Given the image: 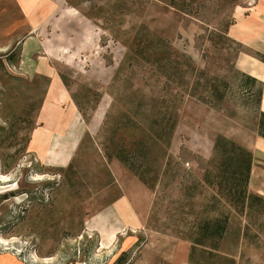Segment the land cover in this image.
<instances>
[{
    "label": "rangeland",
    "instance_id": "rangeland-1",
    "mask_svg": "<svg viewBox=\"0 0 264 264\" xmlns=\"http://www.w3.org/2000/svg\"><path fill=\"white\" fill-rule=\"evenodd\" d=\"M258 1L69 0L89 23L81 31L91 34L89 42L53 40V61L34 55L39 49L28 35L0 49V254L25 264H105L124 238L136 237L131 264L152 255H158L153 264H190L191 244L181 238L214 194L202 179L215 138L251 146L257 140L264 96L257 105L259 85L245 93L242 72L248 54H260L231 30ZM56 21L53 39L79 33ZM156 38L181 61L225 80L224 104L214 109L187 94L174 102L198 77L169 81L162 67L131 49L141 44L150 56L161 50ZM63 46H69L64 56ZM47 60L53 81H61L53 82L52 104H46L51 80L47 85L37 72ZM62 91L66 103L57 101ZM165 107H175L171 136ZM139 149L148 156L144 167ZM120 152L130 167L115 158ZM144 172L148 186L138 176ZM122 200L141 220L136 230L121 227ZM239 222L244 218L232 219L222 248H238L240 264H264V233L237 247ZM111 243L112 253L105 250Z\"/></svg>",
    "mask_w": 264,
    "mask_h": 264
},
{
    "label": "trees",
    "instance_id": "trees-1",
    "mask_svg": "<svg viewBox=\"0 0 264 264\" xmlns=\"http://www.w3.org/2000/svg\"><path fill=\"white\" fill-rule=\"evenodd\" d=\"M156 39L161 50L155 51V49V52L152 55L150 54V56H148L149 52L145 54L141 52V44H137L136 48L131 49L136 53V56L146 57V62L162 67L165 77L169 81H183L188 73L190 75L195 73L198 77L196 84L192 88L186 86L173 95L174 102H181V99L187 94L214 109L224 104L227 100L228 89V84L225 80L217 76H209L206 71L197 70L189 63L181 61L180 56L172 47H169L164 40ZM127 58L130 59L131 57L128 56ZM11 60L12 55L7 56L8 63H11ZM261 61L264 62V59H261ZM183 66H186V68H183ZM242 78L249 85L245 93L252 91L251 87L254 85L260 86L259 93L256 96L257 105H260L263 94L262 82L244 73H242ZM39 79L46 81L47 85L50 84V79L45 76L39 77ZM41 102H44V97ZM173 104L176 105L175 103ZM32 106L33 104L30 107ZM174 111L175 107H165L164 115L172 120ZM259 117L257 133L264 138V113L260 112ZM175 127L176 120L174 119L170 125V136ZM144 151V149H139V152L136 151L141 156L140 161H142L143 167L148 160V156H145L146 152L142 154ZM121 153L115 158L130 167V162H126L120 157ZM253 162V154L242 145L223 135H218L215 138L212 156L202 179V186L211 189L214 194L204 205V211L195 226L185 232L181 238L191 244L188 257L190 264H240L236 260L238 256L237 247L242 242L253 239V237L256 238L257 235L260 236L264 233V197L249 191ZM146 170L152 172V167L147 165ZM138 176L148 186V182L144 178L145 172L143 174L139 173ZM215 213L217 215L212 216ZM203 214L206 216H203ZM242 218H244L245 224L243 225L239 222L240 225L236 227L237 249L228 252L222 248V245L231 230L232 219L240 220ZM252 232L256 234L252 236ZM120 260L121 258L118 261Z\"/></svg>",
    "mask_w": 264,
    "mask_h": 264
},
{
    "label": "crops",
    "instance_id": "crops-1",
    "mask_svg": "<svg viewBox=\"0 0 264 264\" xmlns=\"http://www.w3.org/2000/svg\"><path fill=\"white\" fill-rule=\"evenodd\" d=\"M69 0H0V49L6 48L11 42L18 40L23 36H30L34 45L38 47V52L34 55L44 56L53 61L55 52H53V40H69V41H81L89 42L91 34L81 32L83 28L89 29L88 21H83V16L80 15L76 9L70 7ZM74 9V10H73ZM255 11H251V14L246 18L242 12V18L239 17L238 24L232 28L231 34L235 41L239 42L243 46L251 48L260 55H249L250 62L245 64V70L242 73L257 79L264 85V0H259L254 7ZM62 12L66 13L64 16H60ZM67 15L66 19L64 18ZM246 18V19H245ZM58 19V20H57ZM57 20V21H56ZM56 24H71L72 30L79 31V33L66 34L64 37H59L55 34L53 39V22ZM81 24V26H80ZM86 30V29H85ZM51 32V33H50ZM94 47L98 46L97 36L93 37ZM64 47V46H63ZM68 47L66 46L61 51L62 56L68 53ZM243 63H246L244 60ZM47 65V68L38 69L37 72L44 73L51 80V87L46 100V104L53 103V82L58 83L56 79L53 81V62H43ZM249 65V66H248ZM248 70L250 72H248ZM44 75V76H45ZM57 87V86H56ZM65 93L58 96L57 101H64L66 103ZM57 96V95H56ZM264 96V87H263ZM264 113V98L262 103V110ZM82 117V116H80ZM73 126H78L76 122ZM82 119V118H81ZM72 120V121H73ZM78 120V119H77ZM259 125V124H258ZM72 126V127H73ZM256 141L253 145H242L245 148L250 149L255 153L253 167L249 181V191L264 197V164L257 159H264V138L256 134ZM247 146V147H246ZM65 153V152H62ZM49 154V151L48 153ZM257 155V156H256ZM257 157V159H255ZM116 216L119 218L121 227L123 230L131 229L136 230L141 225V220L135 210L127 206L126 201L122 200L116 205ZM107 217L109 215L103 214ZM126 228V229H124ZM139 240L136 237L124 238L119 245V248L113 251L111 259L105 264H131L130 256L134 252ZM113 244L111 243L105 250L112 253ZM144 249V248H143ZM146 251V248L144 249ZM147 251L148 252H151ZM109 253V252H108ZM158 255H152L144 261V264H153L158 261ZM147 257V256H146ZM121 258L120 261H118ZM0 264H25L19 258L12 254H0Z\"/></svg>",
    "mask_w": 264,
    "mask_h": 264
}]
</instances>
